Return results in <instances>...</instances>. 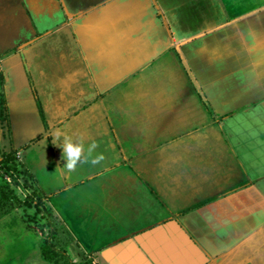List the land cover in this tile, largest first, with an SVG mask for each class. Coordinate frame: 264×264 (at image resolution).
I'll return each mask as SVG.
<instances>
[{"label": "crops", "instance_id": "obj_1", "mask_svg": "<svg viewBox=\"0 0 264 264\" xmlns=\"http://www.w3.org/2000/svg\"><path fill=\"white\" fill-rule=\"evenodd\" d=\"M106 2L0 0V159L25 147L35 188L74 216L67 252L92 264H264V0H142L141 36L118 26L132 0ZM32 114L49 138L19 134ZM57 129L84 145L72 171ZM5 221L0 264H50Z\"/></svg>", "mask_w": 264, "mask_h": 264}, {"label": "rangeland", "instance_id": "obj_2", "mask_svg": "<svg viewBox=\"0 0 264 264\" xmlns=\"http://www.w3.org/2000/svg\"><path fill=\"white\" fill-rule=\"evenodd\" d=\"M72 1L74 3L73 9H75V10L88 11L91 9L90 6L99 5V4L101 5L102 3H104V5L102 7H100V8H103L100 10V11H102V15L105 13L104 11H106V12L110 11V4L109 3H111V2L107 3L106 0H72ZM132 1L133 2H131V4H133L134 6L131 9L124 8L122 13L120 12L123 16V20L122 19L119 20L118 26L120 27V29L123 28L124 26H131V27H133L132 30L134 32H136V31L141 32V30L143 31V29L140 28L139 23L143 21L142 16L148 21V23L154 24V21L149 16H147V12L145 15L143 11L139 12L140 16L138 19V16L135 13H136L138 8L145 10L146 3L142 2V0H132ZM117 4L121 5V7H124L125 5H127V4H121L120 2H116L112 5L116 6ZM100 11H98V13H101ZM155 11L156 10H149L150 14L153 13L152 14L153 16H156ZM153 16H152V18H153ZM147 21L144 20V22H147ZM55 29H56V27H55ZM127 34H129V33L127 32ZM138 34L141 36L142 32L138 33ZM139 35H136V36H139ZM175 43L176 42H174V44ZM55 44L56 45H55L54 51H57L58 50V43H55ZM173 45H170L169 48L166 49L167 52H169L171 54H173L175 52ZM55 53L56 52H54V54ZM172 57H173L172 59L167 60L166 69L168 68L167 69L168 72H171L174 68H176V66H175L176 64H178V66H179L178 61L174 58L175 56H172ZM171 73H173V72H171ZM176 76H178V74H176ZM180 81H182V79H180V77L176 79L177 83H180ZM128 92L131 93L132 91L130 90ZM151 94H154V93H151ZM173 94H174L173 92H166V95L168 97L170 96L171 98L173 97ZM116 96L119 100L125 99L126 98V92L123 90L122 92H119ZM130 98H132V97H130ZM123 105H125V104H123ZM136 109L137 108H135V110ZM37 110H38V108H37ZM2 111H3V107H2L1 101H0V113H1L0 115H2ZM71 116L72 115H70L69 117H71ZM35 117H36V121H35L33 114L28 115V119L26 120L25 124L19 123L18 128H17L19 131V134H23V133L25 134L30 127L31 128L35 127V123L40 124L42 122L43 128H44V130H43L44 134L41 135V137L47 136L49 138L51 131L47 128L45 119L42 117L41 114H40L41 118L38 116V114H35ZM2 119L3 118L0 117V120H2ZM60 124H62V123H59V125ZM59 125H57V127ZM4 127L5 126L3 124L0 125L1 129H3ZM48 127H49V125H48ZM53 127H54V130H56L55 129L56 126H53ZM2 133H3V135H5L4 131H2ZM36 141H40V140L36 139L33 142V144L36 143ZM43 143H45V142H43ZM31 146H32V148H34V150H35V148L38 150L40 149V151H42L44 149V144H42V143H40L39 146H36V144L31 145ZM24 148L25 147L21 146L18 149H12L11 150V152L13 153L14 161L10 160L6 164L8 166L11 165V168L6 170L5 166L3 165V168L6 170L5 172H8L7 173L8 176L10 177L9 174H11V176L13 178L10 177L11 179H10L9 184L5 180H1L0 185H3V184L8 185V187L11 189L12 196H14L16 198V206H14L10 210L6 211L5 213L1 214L0 218L3 216H6V221L4 222L5 227L9 226V224H11V225L15 224L17 227V224H19V222H20L23 225V227H25L26 229L35 233V234L32 233V235L29 234V235L23 237V243L26 244L27 247H29V248H31V247L34 248V246L39 247V244L41 247H45V241L47 239V233H48V226L46 225L45 219L41 217V213L35 212L36 209L33 207V205H31V201L32 202L40 201L44 207H46L47 209H49L52 212L57 223H59L61 225H63L61 217L67 218V221H66V219H64V220L68 224H70L72 222L73 226L76 225V221L74 219V216L67 212V209L63 210L65 212V213L63 212V214H61L60 211L56 210L57 214L55 215V209L52 208L53 207L52 202L55 201L56 198L50 197L49 195L44 194L43 191L39 192L37 190V188H35L36 187V181L34 180L32 174H30L31 172L29 170V167H27L29 164L26 163V161H24L23 159H22V162L18 161L16 156H15L18 152L22 153ZM0 151H2V150H0ZM99 151H101V150L93 148L91 150V152H87V154L83 160V164H84L83 167L88 168V165L90 163H91V165L96 166V164L98 162L97 161L98 157H96V155L99 153ZM31 153H32V151H30V154ZM28 155H29V153H28ZM1 160H2V156H1L0 162H1ZM12 163L15 164V166H14L15 168L12 166ZM48 165L50 166V163H48ZM86 172H88V171H86ZM43 179L42 180L44 181V184L45 185L48 184L49 178L44 177ZM45 199H47V200H45ZM51 199L53 200L52 202L50 201ZM44 200L46 201L47 204L45 203ZM55 203H56V201H55ZM8 204H9V202H8ZM48 204L50 205L51 209L48 206H46ZM35 235L38 236V238H37L38 240L36 239ZM72 242H74V241H72ZM67 247H68V245L64 248V250H65L66 254L69 256V258L73 262H75V264H92L90 262L91 260H89L88 256L87 257L84 256V257L79 258V257H77V255L74 256L73 253L71 254V252L68 253L66 250ZM47 248L49 249V247L48 246L46 247L47 254L50 257H52L53 259H56L58 262L57 264H61L64 261V259L60 255H55L54 253L50 252V250H48ZM82 254L86 255V253H82ZM64 264H69V263L65 262Z\"/></svg>", "mask_w": 264, "mask_h": 264}, {"label": "trees", "instance_id": "obj_3", "mask_svg": "<svg viewBox=\"0 0 264 264\" xmlns=\"http://www.w3.org/2000/svg\"><path fill=\"white\" fill-rule=\"evenodd\" d=\"M10 160L14 161L12 152L4 153L2 155L1 164L5 166L6 170L11 168V165H6ZM12 166L14 167L15 164L12 163ZM31 205H33V207L36 209L35 212L41 213V217L45 219L46 225L48 226L45 247H41L42 257L50 264L58 263L56 259H53L47 254L46 247L48 246L49 249H47L50 250V252L54 253L55 255H60L64 259L62 262L63 264L65 262H68L69 264H75V262L69 258L64 250V248L71 242V236L69 235L68 231L63 225L57 223L52 212L44 207L40 201H31ZM14 206H16V198L12 196L11 189L7 184L0 185V215L10 210Z\"/></svg>", "mask_w": 264, "mask_h": 264}, {"label": "clouds", "instance_id": "obj_4", "mask_svg": "<svg viewBox=\"0 0 264 264\" xmlns=\"http://www.w3.org/2000/svg\"><path fill=\"white\" fill-rule=\"evenodd\" d=\"M53 136V144H56L57 146L62 148L61 158L65 161V163L61 167L67 169L68 171H72L81 160L82 154L84 152L83 143L79 141H73L70 136L62 133L59 130L54 132ZM94 147L95 142L93 141L88 146V151L91 152Z\"/></svg>", "mask_w": 264, "mask_h": 264}, {"label": "built area", "instance_id": "obj_5", "mask_svg": "<svg viewBox=\"0 0 264 264\" xmlns=\"http://www.w3.org/2000/svg\"><path fill=\"white\" fill-rule=\"evenodd\" d=\"M15 156H16V158H17L18 161H22V154L20 152H18ZM5 171L6 170L3 168V164H1V162H0V181L1 180H5L9 184L10 179L13 178V177L11 176V174H9L10 177H11L10 178L8 176V174H7L8 172H5Z\"/></svg>", "mask_w": 264, "mask_h": 264}]
</instances>
